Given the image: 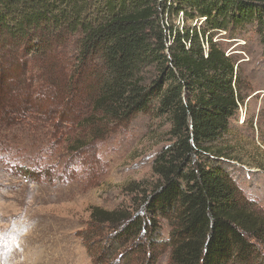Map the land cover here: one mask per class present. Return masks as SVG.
Listing matches in <instances>:
<instances>
[{
	"label": "trees",
	"instance_id": "16d2710c",
	"mask_svg": "<svg viewBox=\"0 0 264 264\" xmlns=\"http://www.w3.org/2000/svg\"><path fill=\"white\" fill-rule=\"evenodd\" d=\"M245 25L264 55V0H0V120L23 111L28 94L9 84L36 60L86 82L82 124L94 138L139 113L170 122L151 164L156 180L126 186L132 206H91L78 236L92 264H158L165 254L167 264H264V209L210 150L242 98L234 59L214 38H237Z\"/></svg>",
	"mask_w": 264,
	"mask_h": 264
},
{
	"label": "rangeland",
	"instance_id": "374dc122",
	"mask_svg": "<svg viewBox=\"0 0 264 264\" xmlns=\"http://www.w3.org/2000/svg\"><path fill=\"white\" fill-rule=\"evenodd\" d=\"M181 15L173 18L175 26L184 25ZM236 37L223 32L214 38L234 59L242 98L210 150L243 196L264 209V55L255 26L245 25ZM26 64L17 72L22 78L9 84L20 96L28 94L24 109L9 110L15 114L10 122L0 120V264H92L78 236L91 206H132L126 186L156 180L151 164L169 144L170 122L139 113L94 138L82 124L90 113L86 82L50 75L44 71L50 65L36 60ZM65 86L70 99L62 102ZM13 98L5 93L8 108ZM54 108L62 115L52 116ZM22 167L34 175L23 174ZM167 232L163 225L162 236ZM167 257L158 264H167Z\"/></svg>",
	"mask_w": 264,
	"mask_h": 264
}]
</instances>
